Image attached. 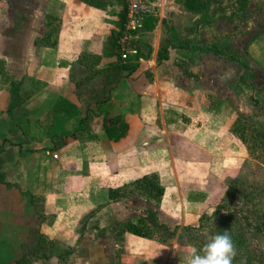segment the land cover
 Here are the masks:
<instances>
[{
    "label": "crops",
    "instance_id": "crops-1",
    "mask_svg": "<svg viewBox=\"0 0 264 264\" xmlns=\"http://www.w3.org/2000/svg\"><path fill=\"white\" fill-rule=\"evenodd\" d=\"M90 1L0 0V264L57 262L59 245L85 252L71 263H115V225L147 222L152 211L160 226L194 230L251 160L232 126L245 89L264 96V0L236 5L248 26L232 32L218 26L229 14H218L202 37L174 42L167 60H158L165 43L150 53L156 34L138 31L123 68L111 37L124 7ZM211 28L229 36L224 54L206 52ZM107 125H124L123 138L110 141ZM149 176L163 189L158 207L109 200ZM104 209L113 224L81 233ZM121 246L130 263L163 262L153 239L124 234Z\"/></svg>",
    "mask_w": 264,
    "mask_h": 264
},
{
    "label": "rangeland",
    "instance_id": "rangeland-1",
    "mask_svg": "<svg viewBox=\"0 0 264 264\" xmlns=\"http://www.w3.org/2000/svg\"><path fill=\"white\" fill-rule=\"evenodd\" d=\"M199 1L207 8L206 11H188L185 7L186 0L161 1V6L155 10L152 16H149L144 20L141 30L139 29L140 33L143 31H150L156 34L152 35V39L147 45L148 52L151 53L153 45L154 48H158L164 43L167 44L171 41L176 43L178 39L183 43L188 40L191 42L190 39H187L189 37H202L204 33L199 34V31H202L206 27L202 23L208 19L214 6L225 9L226 12L224 15L229 14V16H226L228 20H224L221 24H218V26H230L232 32H235L236 29L238 30L242 27L248 26V24H251V21L246 18V15L250 13H245L246 15L244 16H237V13H240V11H238L239 8L236 7L237 3H235V0ZM257 4L258 6H264V1H257ZM243 5H240V7ZM192 29H196V32L192 33ZM258 31L259 33H263L264 27H258L256 32ZM160 33L163 35V38H160L162 40L159 39ZM206 33L207 35H214L211 40L212 42L207 44L205 47L206 51L211 50L219 53L221 51V53L224 54L225 51L227 52L229 50L226 46L229 37L228 35L225 37L219 36V38L215 35V33H217L215 32V28L207 30ZM201 42L200 38L196 40L197 45H201ZM259 98H257V100L254 99L253 94H251L249 89H245V93L243 95V106L240 108V113L243 116H238L241 121L236 123L237 125L235 124L234 126L236 129L238 127L244 128V130L248 129L247 136H251L255 139L258 135L264 134V107H261V102L264 101V96L261 95ZM255 103H258V105ZM245 150V152H247L245 158H250L249 151L246 146ZM245 161L246 162L242 168H239L236 172L229 175L226 190L224 193L219 195L213 212H211L210 216H207V219L200 227L198 226L194 230L184 229L179 233L177 229H169L174 233L173 236H170L169 232L157 228L153 220L147 221L146 225L151 232L152 239L162 243L163 248L161 249V252H159V255L163 258V262L130 263L121 248V243H118L119 249L115 254V263L104 264H188L191 249H202L208 242L209 238L217 233V229L226 224V218L228 215H231L232 217L235 215L237 217L247 216L250 219L249 221L252 223H254L257 219L264 220V166L260 165L253 159ZM218 207H221L222 210L218 209ZM107 223L113 224L112 217L110 216L108 210L104 209L99 217L94 216L86 221L84 230L97 225L103 227V225H107ZM238 226L240 229L237 230L234 223L230 225V230L241 237L240 243H242V246L239 250L240 259L238 263L247 264L248 258L246 255L250 251L264 260V235L262 232H252L244 228L242 222ZM113 230H117L116 225L113 227ZM55 254L61 255L63 258L59 261L57 260V262L52 260L47 261L44 264H82L71 263V260L74 257L85 256V252H79L77 246L64 249V247L59 245L57 252L54 253V256H56Z\"/></svg>",
    "mask_w": 264,
    "mask_h": 264
},
{
    "label": "trees",
    "instance_id": "trees-1",
    "mask_svg": "<svg viewBox=\"0 0 264 264\" xmlns=\"http://www.w3.org/2000/svg\"><path fill=\"white\" fill-rule=\"evenodd\" d=\"M87 4H91L92 2L90 0H84ZM102 0H100L101 2ZM235 3L238 5H241V3H244V0H235ZM120 4L124 7V11L120 14V20H119V30H122L123 24L125 21V0H120ZM92 5H94L92 3ZM237 5V6H238ZM96 7L100 6L98 4L95 5ZM185 7L188 11L190 12H203L206 11L207 8L203 6V3H201L199 0H186ZM242 7V6H241ZM226 12L225 9L222 7L214 6L212 8V11L210 12V15L207 20H205L202 24L204 26H209L213 23L215 17L218 14H224ZM192 33L196 32V29H192ZM117 35H112L111 37V42H114L116 40ZM188 42L186 41L184 44H187ZM175 43L170 42L165 44L163 47H161L159 53H158V60H167V49L169 47H175ZM210 53L213 54H218L219 52H214L211 50H207ZM206 51V52H207ZM227 59L233 60L231 55L227 56ZM119 68L125 67V65H118ZM258 105V103H255ZM261 107H264V105H261ZM241 119L237 118L232 126V130L235 133V135L238 137V139L241 141V143L246 146L247 150L249 151V156L251 159L254 161L258 162L260 165L264 166V134L258 135V139L253 138V137H248L247 132L248 129L244 128H234L235 124L240 122ZM237 125V124H236ZM106 134L108 136V139L113 142H118L120 139L123 138L126 132V127L124 125H121L120 128L114 129V128H109L108 125L105 128ZM260 150V151H259ZM163 195V189L159 184V179L156 176H149V177H142L134 182H132L129 185H125L119 189L115 190H110L108 192V198L111 202H118L121 200H125L131 197H141L143 199H146L148 201H153L155 203V206L158 207V204L160 203V199ZM218 209H221V207H218ZM222 210V209H221ZM234 214V213H233ZM155 214L152 211L148 212V218L153 220ZM92 217V215H89L83 222L81 223V233L85 228V223L87 220H89ZM207 219L206 215H203L199 221V227L203 224V222ZM226 224L223 225V227L217 229V233H220L222 231H229V234L232 238L235 250H236V255L233 258L232 264H239V257L240 253L239 250L241 249L242 243L241 242V237L240 235H237L233 231L230 230V225L234 223L236 226V229H240L238 226L241 222L244 225V228L252 231V232H262L264 235V220L263 219H257L254 221V223L250 222L249 218L247 216H241L237 217L228 215L226 218ZM154 221V220H153ZM145 220H140L138 224H133L130 222H123L120 224H117V230H114V239L118 243H121L124 234H130L139 238L147 239V240H152V235L151 232L149 231L147 225H146ZM155 223V222H154ZM156 224V223H155ZM157 228L165 230L170 233V236H173V231H170L168 228L165 226H160L158 224L155 225ZM70 250V249H68ZM70 253V252H69ZM67 254V253H66ZM247 258H248V263L247 264H264V260L261 259L260 257L254 255L251 251L247 253ZM63 256H60L59 259H62ZM256 262V263H254Z\"/></svg>",
    "mask_w": 264,
    "mask_h": 264
},
{
    "label": "built area",
    "instance_id": "built-area-1",
    "mask_svg": "<svg viewBox=\"0 0 264 264\" xmlns=\"http://www.w3.org/2000/svg\"><path fill=\"white\" fill-rule=\"evenodd\" d=\"M125 1V21L114 42V51L120 65H126L137 54L136 33L142 28L144 20L161 6L160 0Z\"/></svg>",
    "mask_w": 264,
    "mask_h": 264
},
{
    "label": "clouds",
    "instance_id": "clouds-1",
    "mask_svg": "<svg viewBox=\"0 0 264 264\" xmlns=\"http://www.w3.org/2000/svg\"><path fill=\"white\" fill-rule=\"evenodd\" d=\"M236 250L229 231L212 235L202 249L192 248L188 264H232Z\"/></svg>",
    "mask_w": 264,
    "mask_h": 264
}]
</instances>
